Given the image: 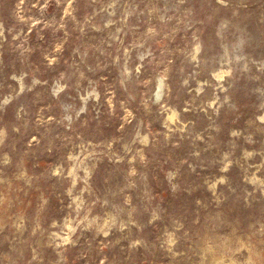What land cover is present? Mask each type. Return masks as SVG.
Returning a JSON list of instances; mask_svg holds the SVG:
<instances>
[{"label":"rangeland","instance_id":"374dc122","mask_svg":"<svg viewBox=\"0 0 264 264\" xmlns=\"http://www.w3.org/2000/svg\"><path fill=\"white\" fill-rule=\"evenodd\" d=\"M0 264H264V0H0Z\"/></svg>","mask_w":264,"mask_h":264},{"label":"bare ground","instance_id":"6f19581e","mask_svg":"<svg viewBox=\"0 0 264 264\" xmlns=\"http://www.w3.org/2000/svg\"><path fill=\"white\" fill-rule=\"evenodd\" d=\"M161 80V79H160ZM160 85V84H159ZM158 93H159V91L157 92V96H158ZM173 115V112L168 116V117H170V118H172L171 116Z\"/></svg>","mask_w":264,"mask_h":264}]
</instances>
